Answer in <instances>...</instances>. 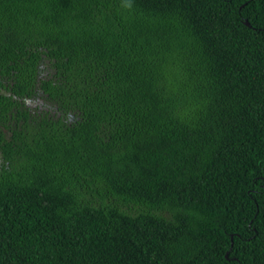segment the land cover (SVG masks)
I'll use <instances>...</instances> for the list:
<instances>
[{"label":"trees","instance_id":"trees-1","mask_svg":"<svg viewBox=\"0 0 264 264\" xmlns=\"http://www.w3.org/2000/svg\"><path fill=\"white\" fill-rule=\"evenodd\" d=\"M0 264H264V0H0Z\"/></svg>","mask_w":264,"mask_h":264}]
</instances>
